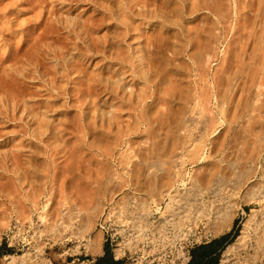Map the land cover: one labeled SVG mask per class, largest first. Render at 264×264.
Instances as JSON below:
<instances>
[{"label":"rangeland","instance_id":"rangeland-1","mask_svg":"<svg viewBox=\"0 0 264 264\" xmlns=\"http://www.w3.org/2000/svg\"><path fill=\"white\" fill-rule=\"evenodd\" d=\"M29 3L14 5L6 17L31 24L40 8ZM52 4L54 13L45 14L31 37L48 29L36 48L44 49L53 71L62 74L47 50L70 41L66 24L90 20L97 27L81 36L89 49L72 58L73 39L64 50L79 78L59 76V95L33 84L37 93L24 105L43 122L36 146L0 123V264L27 253L34 259L25 264H92L106 244L101 214H154L155 220L190 214L186 219H198L196 243L227 240L220 259L245 227L253 245L264 238V0ZM11 151L17 167L5 163ZM188 197L192 206L183 203ZM227 211L229 226L217 233L219 214ZM61 212L67 233L82 225L85 239L66 231L37 238ZM160 238L150 234L151 257L142 264L164 263ZM88 241L95 242L93 252ZM250 254L249 248L233 255L228 264H245ZM166 257L165 264H182L178 251Z\"/></svg>","mask_w":264,"mask_h":264},{"label":"bare ground","instance_id":"bare-ground-1","mask_svg":"<svg viewBox=\"0 0 264 264\" xmlns=\"http://www.w3.org/2000/svg\"><path fill=\"white\" fill-rule=\"evenodd\" d=\"M23 1H25L26 3L27 1H30L32 10H34V8L36 7L40 8L38 13L35 15L36 19L31 21L32 23L29 25L27 24L30 21H25L24 24H20L17 23L16 20L14 21L6 17L7 13L13 9L12 7L14 5L20 4ZM53 1L54 0H8L5 4H0V123L16 127L17 129L13 133V135L15 136L26 135L30 137V147L36 146V142L33 141V138H35V136L37 135L36 126H39L41 123H43L42 120L38 121L39 118L36 117V113H34L32 107H26L24 105L25 101L27 102L34 94L37 93V90H35L36 88L34 87L35 85L33 84L39 83L41 84V87L43 82V86L41 87V90L43 92L59 95L61 89H59L55 85L56 80L59 76L64 75L68 77L75 72L77 74L76 77L79 78L80 70L75 67L69 57H65L64 50L68 49L67 45L68 43H71L73 39L81 41V36L87 38V35L90 34V32H94L95 27H97V24L91 22L90 20H84L82 22L74 21L71 24H66V37H70V41H66V46L63 45L61 50H47L48 54L53 55V57L57 60L56 68L61 69L62 74L58 71H53V69H50L48 65L46 66V57L45 55L43 56L44 49L42 47L36 48V44L38 43L36 40H40L42 39V37L46 38L45 33L48 31V29L45 28L47 29V31L40 30L39 32L41 33H36V36L34 35L35 39L34 37H31L40 27L45 14L49 16L54 13L52 4ZM49 30L51 29L49 28ZM15 32H18L19 35V32H21L22 36L16 37V35H14ZM29 37L31 38L28 39ZM77 41H73V46L68 49V52H70V56L72 58L75 54L80 52L81 48L89 49V46L86 42ZM75 81L76 79L73 80V82ZM191 116L193 115L191 114ZM23 121H25L24 128H22L21 125V122ZM49 130L51 131V129ZM2 134L3 132L0 131V136ZM1 157L2 156L0 155V158ZM176 159L177 157H174L171 160L173 169H175V167L177 166ZM2 160L4 159H0L1 162ZM7 162H9L8 165H11L13 167L18 166V159L13 151L10 152L9 159L5 163ZM174 171L176 172V169ZM2 175L3 172L0 170V176ZM169 198L174 200V195L170 194ZM185 200L186 202L183 203L192 206L193 201L191 197H188ZM178 213L183 212L180 210L178 211ZM174 215L178 219H185L190 214ZM65 216H67L66 212H61V215L56 221L55 225L44 231V233L42 230L37 231V238L42 239V237L45 236L53 237V235H58L59 237L62 232L66 231V234H76L82 239H85V236H83L85 228L82 225L78 226L76 231L67 233L68 229L70 230V228L64 224L65 220L63 221V219H66ZM76 217L77 214L72 216L73 219H75ZM231 217V211L219 214L220 220L218 227L216 228L217 233L228 228ZM18 225L19 223H15V227L19 232L23 228L20 226L18 228ZM58 230H60L61 233ZM46 232L52 233H49L50 235H46ZM61 239H65V237H62ZM85 248L90 252H93L94 249H96L95 242L88 241ZM249 248L252 249V254L249 255V260H245V264H255L257 262L264 261V238L262 237V235L257 236L255 239V244L253 245L252 238L247 234V228L245 227V229H242L240 231V234L236 237L235 241L226 247V249L224 250V256L220 260V264H228L231 256L239 255L242 251L245 250L247 252V250L249 251ZM8 259H10V264H25L26 262L33 260L34 257L27 253L17 256L10 255L8 256Z\"/></svg>","mask_w":264,"mask_h":264},{"label":"built area","instance_id":"built-area-1","mask_svg":"<svg viewBox=\"0 0 264 264\" xmlns=\"http://www.w3.org/2000/svg\"><path fill=\"white\" fill-rule=\"evenodd\" d=\"M188 219H178L174 214H164L161 220H155L154 214H101L97 225L113 259L121 260L123 264L129 261L149 262L150 234L154 233L161 236L160 246L156 248L160 249L158 260L165 264L168 260L166 256L178 251L180 258L177 257V260L182 259L181 263L186 264L190 259V250L199 245L193 239L198 219ZM205 241L209 240L201 243Z\"/></svg>","mask_w":264,"mask_h":264},{"label":"trees","instance_id":"trees-1","mask_svg":"<svg viewBox=\"0 0 264 264\" xmlns=\"http://www.w3.org/2000/svg\"><path fill=\"white\" fill-rule=\"evenodd\" d=\"M213 242L211 244H208L207 246H198V247H194L190 250V261L188 264H217L218 263V258H213L210 259L206 262H203V259L212 253L213 249ZM103 255L96 257L94 259V264H123V261L121 260H114L111 252H110V247L109 245L106 243L103 246ZM4 252V251H0Z\"/></svg>","mask_w":264,"mask_h":264},{"label":"crops","instance_id":"crops-1","mask_svg":"<svg viewBox=\"0 0 264 264\" xmlns=\"http://www.w3.org/2000/svg\"><path fill=\"white\" fill-rule=\"evenodd\" d=\"M213 242V244H214V246H213V251H212V253L208 256V254H207V256L203 259V262H206V261H208V260H210V259H213V258H218L217 260H218V263L217 264H220V253L222 252V249H223V247H224V245L226 244V242H227V240H224V239H220V238H217V239H215V240H209V241H205V242H203V243H201V244H199V245H197V246H195V247H198V246H207L208 244H211ZM194 248V247H193ZM103 253H104V251H103V247H102V251H101V253L98 255V257L99 256H102L103 255ZM3 254H4V252H1L0 253V256H3ZM189 261H190V259H189ZM189 261L187 262V264L189 263ZM92 264H94V260H92Z\"/></svg>","mask_w":264,"mask_h":264}]
</instances>
